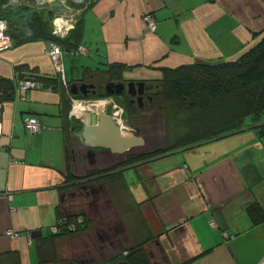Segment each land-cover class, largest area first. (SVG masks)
I'll return each instance as SVG.
<instances>
[{
  "label": "crops",
  "instance_id": "1",
  "mask_svg": "<svg viewBox=\"0 0 264 264\" xmlns=\"http://www.w3.org/2000/svg\"><path fill=\"white\" fill-rule=\"evenodd\" d=\"M32 1L33 9L60 2ZM76 1L91 61L84 72L92 77L117 64L123 81L158 86L164 69L234 61L264 37V0ZM50 47L0 51V79L15 85L14 99H0V264H123L149 239L154 264H264V222L248 212L256 205L264 214V134L255 129L264 119L135 163L126 160L132 152L91 150L67 124L63 100L71 87L56 73ZM71 57L65 53L64 62ZM32 76L51 79L49 88H17ZM83 81L66 71L68 86ZM27 117L43 131L29 134ZM63 216H84L86 227L53 237L50 226ZM10 229L20 236L10 238Z\"/></svg>",
  "mask_w": 264,
  "mask_h": 264
},
{
  "label": "trees",
  "instance_id": "2",
  "mask_svg": "<svg viewBox=\"0 0 264 264\" xmlns=\"http://www.w3.org/2000/svg\"><path fill=\"white\" fill-rule=\"evenodd\" d=\"M55 15L56 10L51 7L33 9L28 4L15 6L12 0H0V19L8 22L7 34L13 46L47 42L59 45L64 53L70 55L84 44V23L79 17L74 29L64 37L57 36L53 33L52 26ZM106 74L111 81L123 80L120 65L111 64ZM31 78L41 82L44 88H49V81H52L45 77ZM53 81L56 84L58 82L56 79ZM157 84L162 88L164 101L169 110L185 117L186 135L168 149L134 155L129 158L131 163L156 157L175 148L193 146L217 137L232 135L243 130L249 119L254 124L260 123L264 119V37L234 61L164 69L163 77ZM66 94L67 97L64 96L63 101L68 116L71 99L68 93ZM14 97L15 85L8 79H0L1 101H10ZM76 97L91 98L81 94ZM101 97L102 95L98 96ZM67 124L79 134L85 125L77 123L74 119H69ZM165 129L167 135L169 129L167 120ZM255 129L264 134V125ZM248 212L255 223L264 222V214L256 205L251 206ZM151 240L133 246L126 253L125 262L154 264L152 261L154 253L145 249Z\"/></svg>",
  "mask_w": 264,
  "mask_h": 264
},
{
  "label": "built area",
  "instance_id": "3",
  "mask_svg": "<svg viewBox=\"0 0 264 264\" xmlns=\"http://www.w3.org/2000/svg\"><path fill=\"white\" fill-rule=\"evenodd\" d=\"M54 1L55 0H52L50 1V3H53ZM12 3L14 5H17L18 1L12 0ZM73 3H77V1L76 0H60L58 5L66 7L68 11L67 12H57L56 11V13L66 18V26H64L65 23L60 25V22L58 23V19H55V21L53 22V25H54L53 33L55 35L64 37L65 35L68 34L70 30L74 29L76 21H77L76 17L79 15V11L77 10L76 7L74 8ZM54 6L55 5H52L51 8L55 9ZM143 20L145 21L147 28L150 31H154L156 29V21L152 15L150 14L145 15ZM7 29H8V22L4 19H0V51L13 47L12 41L7 34ZM88 52H89V48L85 44H83V45H80L76 50L72 51L70 55L73 57L77 55H81V54L86 56ZM48 56L51 62L53 63V65L55 66L56 70H58L57 72L61 75L60 77L61 81L69 89L70 87L68 86L66 82L64 51L59 45L51 44V47L48 51ZM17 88L24 89L26 91L44 89L41 82L31 77L29 79H24L21 82H19V85L17 86ZM70 95H71L70 99H71L72 109L70 110L69 117L71 119L77 118V119H80L82 123L86 124L88 114L97 112V110L99 109L98 103L104 102L103 103L104 108H101V109H105V111L107 112L108 106H111L114 110V114L112 116L121 124V126L124 129L127 130L128 126H126L125 124H127L128 122H127L126 117L124 116V109L118 106V104L115 102L113 97H108L104 100L96 101V100L79 99L75 95H72V94ZM80 104L86 105L88 107L85 113L82 112V110H84L82 107H80L79 109L81 113H75V110H74L75 106H80ZM23 125L25 127V130L31 135L39 134L40 132L43 131L42 122L36 117L25 118L23 120ZM3 132H4L3 123L0 121V136L3 135ZM11 161L13 162L14 159H11ZM5 195L8 196L10 201L12 200L13 195L10 191H6ZM16 210H17L16 207L10 203L11 213H15ZM85 220L86 219L82 216H74L71 218L63 216L59 218L58 221L54 225L50 226V233L53 236H61L64 234L79 232L86 226ZM211 226L213 227L216 226L214 221L211 222ZM6 234L10 238H14V239H17L20 236L19 232L14 231L12 229L8 230ZM28 240H29L28 243L32 245L33 244V234L32 233L28 234Z\"/></svg>",
  "mask_w": 264,
  "mask_h": 264
},
{
  "label": "rangeland",
  "instance_id": "4",
  "mask_svg": "<svg viewBox=\"0 0 264 264\" xmlns=\"http://www.w3.org/2000/svg\"><path fill=\"white\" fill-rule=\"evenodd\" d=\"M17 1H18V4L21 3V4L30 5L32 0H17ZM55 19H58V23H59V19L64 20L65 21L64 26H66V18L56 13L52 21L53 29H54L53 22L55 21ZM71 58H68L70 61H68V59L65 60L66 61L65 69L67 71L69 79L73 77L74 79H80V80L85 79V81H93L96 83H99V82L104 83L106 81L111 80L107 74H104L101 76L98 75V77L97 76L92 77L91 73L89 74L85 73L84 70H86L87 66H91V61L89 60V58H87L83 54L77 55ZM55 71L61 77V75L57 72L58 70H56V68H55ZM154 86L155 88L152 94L153 95L152 101L151 102L145 101V105L141 109L136 107V105H133L132 108L128 110V105L127 103H125V100H126L125 96L119 97L117 95L109 94V95H102L101 98H98V96H96V97H91L90 99H85V100H96L97 101V100H104L108 97H113L115 102L118 104V106L124 109V116L128 117L129 119V121H127L128 123L125 124L126 126H128L127 129H134V126H135L137 128L135 132L138 135L145 138L146 144H144L142 147L132 150V153L130 155L127 154L126 156L127 161L129 160V158L133 157L134 155L139 154L140 153L139 151H143L145 148H148V149L151 148V150L152 149L161 150V148L166 147L168 149L170 145L173 146L184 135H186V130L184 129L185 117L178 116L177 114L171 112L169 110V107L165 104L163 93H162V88L160 86L158 87L157 85H154ZM69 87H72V86H69ZM68 92H70V89L68 90ZM70 94L72 93L70 92ZM70 98H71V95H70ZM99 108H104V107H99ZM70 109H72V105ZM107 114H110V115L114 114V110L111 106H108ZM74 120H76L77 123L79 124L82 123L80 119L75 118ZM165 120H167L169 123V129H168V134H167L168 136L166 135L167 131L165 129ZM88 121H89V115H88L86 123ZM250 121L251 120L249 119L247 123H249ZM85 221L87 224V219ZM153 249H155V246L153 247Z\"/></svg>",
  "mask_w": 264,
  "mask_h": 264
},
{
  "label": "water",
  "instance_id": "5",
  "mask_svg": "<svg viewBox=\"0 0 264 264\" xmlns=\"http://www.w3.org/2000/svg\"><path fill=\"white\" fill-rule=\"evenodd\" d=\"M57 12H67L68 9L61 5H55ZM131 85L138 86V95L142 97L145 92L146 82H130ZM111 85L119 86L120 84L112 83ZM123 86V84H121ZM94 85L73 84L71 93L75 96L79 95V89L84 96H87L88 90L92 89ZM122 88L117 91L118 94L122 92ZM89 121L84 125L81 137L85 145L91 149H104L117 155H122L132 150L142 147L146 140L144 137L138 135L132 129H124L121 124L110 114L101 108L97 112L88 114ZM127 264V263H123Z\"/></svg>",
  "mask_w": 264,
  "mask_h": 264
},
{
  "label": "flooded vegetation",
  "instance_id": "6",
  "mask_svg": "<svg viewBox=\"0 0 264 264\" xmlns=\"http://www.w3.org/2000/svg\"><path fill=\"white\" fill-rule=\"evenodd\" d=\"M89 2L86 1L84 3H82V6H85L86 4H88ZM74 8L79 7V4L77 3H73ZM77 10L79 11L80 9L77 8ZM78 17H76V20L78 21ZM76 21V23H77ZM76 25V24H75ZM131 81H106L104 83H96L93 81H83L79 84H77L78 86H80L81 84L85 83L88 85H94V87L92 89L88 90V97H96L99 95H117L119 97L121 96H125L126 97V101H127V105L128 107L132 108L133 105H136V107H138L139 109H141L144 105H145V101L147 102H151L152 101V97H153V92H154V85H146L145 88V92L142 95V97H140L138 95V86L137 85H131L130 84ZM136 82V81H135ZM112 83L115 84H120L119 86L116 85H111ZM123 84V86L121 85ZM159 86V85H158ZM122 88V92L120 94L117 93L118 90H120ZM79 94H82V92L79 89ZM127 121H129L128 117H126Z\"/></svg>",
  "mask_w": 264,
  "mask_h": 264
},
{
  "label": "bare ground",
  "instance_id": "7",
  "mask_svg": "<svg viewBox=\"0 0 264 264\" xmlns=\"http://www.w3.org/2000/svg\"><path fill=\"white\" fill-rule=\"evenodd\" d=\"M103 103L104 102H100L98 103V107H104L103 106ZM80 107H82L84 110H82L83 113H85V111H87V106L86 105H83V104H80V106H75L74 110H75V113H81V111L79 110ZM86 108V109H85ZM104 110V109H103ZM87 117V116H86Z\"/></svg>",
  "mask_w": 264,
  "mask_h": 264
}]
</instances>
